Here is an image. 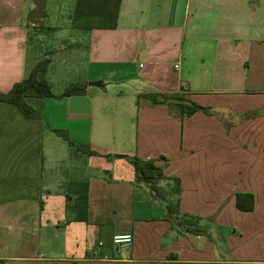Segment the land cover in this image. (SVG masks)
Returning <instances> with one entry per match:
<instances>
[{
	"label": "crops",
	"instance_id": "obj_1",
	"mask_svg": "<svg viewBox=\"0 0 264 264\" xmlns=\"http://www.w3.org/2000/svg\"><path fill=\"white\" fill-rule=\"evenodd\" d=\"M35 35L66 45L52 96L25 98L38 116L0 101V264H264V0H0V92L39 61ZM176 93L218 114L142 97ZM131 157L162 168L166 201Z\"/></svg>",
	"mask_w": 264,
	"mask_h": 264
},
{
	"label": "trees",
	"instance_id": "obj_2",
	"mask_svg": "<svg viewBox=\"0 0 264 264\" xmlns=\"http://www.w3.org/2000/svg\"><path fill=\"white\" fill-rule=\"evenodd\" d=\"M47 62L41 61L35 65L29 76L23 79L21 82L16 83L10 89V91L6 93L0 92V101L9 102L15 104L17 108L28 117H36L39 115L38 112L32 110L25 102V98L27 96L34 97H51L52 93L50 91V86L48 83L43 80L40 76L44 74L46 69ZM86 85L84 83H72L68 85L61 96H74V95H82L85 92ZM142 97L149 99L154 104H166L168 106L175 105L177 110L181 115L191 116L195 112H202L206 115H211L210 108L204 107L196 104L193 101L185 98L183 94H158L151 95L145 94ZM57 136H59L62 140H64L69 146H73V143L68 139L67 135L62 131L55 132ZM80 151H83L87 154L94 155L95 152L91 151L88 146L78 145L75 146ZM134 170L135 179L138 182H144L151 192H153L154 196L161 200L166 201V195L162 188L158 186L159 181L166 179L163 174V170L160 166L155 164L154 160H143L137 157L129 158ZM173 187L170 192L178 196L181 193L179 180L177 178H173ZM238 197L236 206L239 209L250 211L253 208V203L251 201L248 208H241L238 204ZM169 207L176 214L174 221H177L178 224L183 228L184 232L192 233L196 235H201L204 233V230L200 228L198 225V219L192 216H182L179 218V212L176 208V205L169 203ZM76 216L75 220L77 221H85L86 220V212H87V194L84 193L82 196L75 200L73 205Z\"/></svg>",
	"mask_w": 264,
	"mask_h": 264
},
{
	"label": "rangeland",
	"instance_id": "obj_3",
	"mask_svg": "<svg viewBox=\"0 0 264 264\" xmlns=\"http://www.w3.org/2000/svg\"><path fill=\"white\" fill-rule=\"evenodd\" d=\"M31 52L32 54L38 56L39 62L46 61V69L44 74H42L40 77L45 80V75L49 68H55L58 63H61V60H57L54 58L55 55L59 54L60 51V45H66L65 42L56 41L55 43L50 42L49 40L41 39L40 37H37L36 35L31 39ZM66 49V48H65ZM36 63V64H37ZM53 91L56 93L59 91V84L55 83L53 85ZM187 98V97H185ZM231 108V107H230ZM174 110H177L176 107H173ZM212 114L217 115L218 110L217 108H213L212 111H210ZM229 111H221V114L224 113L228 114ZM168 204V203H167Z\"/></svg>",
	"mask_w": 264,
	"mask_h": 264
},
{
	"label": "built area",
	"instance_id": "obj_4",
	"mask_svg": "<svg viewBox=\"0 0 264 264\" xmlns=\"http://www.w3.org/2000/svg\"><path fill=\"white\" fill-rule=\"evenodd\" d=\"M178 66L175 65V68ZM133 237L131 234H118L112 238V243L118 248H127L132 245Z\"/></svg>",
	"mask_w": 264,
	"mask_h": 264
},
{
	"label": "water",
	"instance_id": "obj_5",
	"mask_svg": "<svg viewBox=\"0 0 264 264\" xmlns=\"http://www.w3.org/2000/svg\"><path fill=\"white\" fill-rule=\"evenodd\" d=\"M164 205L167 208L169 215L172 216V211L170 210L168 204L167 203H164Z\"/></svg>",
	"mask_w": 264,
	"mask_h": 264
}]
</instances>
